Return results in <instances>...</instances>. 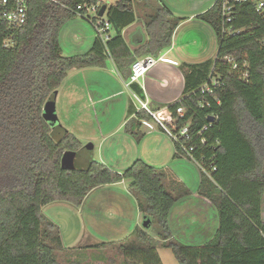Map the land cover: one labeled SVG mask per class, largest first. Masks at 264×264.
Masks as SVG:
<instances>
[{
	"label": "trees",
	"instance_id": "16d2710c",
	"mask_svg": "<svg viewBox=\"0 0 264 264\" xmlns=\"http://www.w3.org/2000/svg\"><path fill=\"white\" fill-rule=\"evenodd\" d=\"M135 1H146L151 12L141 26L145 40L133 50L123 30L138 19ZM84 3L104 5L100 0H33L26 25L0 27V264H62L57 258L64 248L60 227L43 208L56 202L80 207L95 188L123 180L130 181V191L150 224L137 226L124 239L87 248L116 247L123 264H163L161 247L172 249L179 264H264V18L253 3H240L229 24L240 32L226 34L221 2L198 15L216 33L217 56L186 64L184 96L170 106L176 117L179 106L186 108L179 121L191 122L193 153L205 168L199 193L219 216L216 233L204 244L193 245L174 237L170 213L189 190L183 186L177 195L170 191L176 180L166 184L167 168L142 159L121 172L96 159L85 168L61 166L64 152L79 150L82 142L70 132L55 135L44 118V106L69 71L104 66L112 58L130 79L138 58L158 57L172 45L180 23L158 0H117L107 4L105 13L113 26L111 38L97 36L88 52L65 55L61 28L82 12L78 7ZM227 55L248 60L247 81L220 62ZM214 66L223 69L224 86L215 94H203L199 89ZM138 91L142 94L141 87ZM212 116L217 119L210 122ZM137 117L151 115L142 109ZM133 134L137 140L143 136Z\"/></svg>",
	"mask_w": 264,
	"mask_h": 264
},
{
	"label": "crops",
	"instance_id": "0c3cea01",
	"mask_svg": "<svg viewBox=\"0 0 264 264\" xmlns=\"http://www.w3.org/2000/svg\"><path fill=\"white\" fill-rule=\"evenodd\" d=\"M158 1L172 11L180 23L174 31L172 45L158 56L164 60L152 67L137 83V87H131L130 79L122 74L110 58L104 66L70 70L55 97L56 101L64 98V106L74 110L73 128L63 124L62 127L82 142L81 148L76 151V159L81 160V168L87 167L91 160L96 159L121 172L137 159H142L151 166L167 168L169 174L166 184L170 185L172 179L176 180L173 186H169L174 194L183 193V186L189 190V194L180 198L173 206L170 224L174 237L183 241L193 236L192 239H198L193 244L199 245L211 238L219 227L216 207L199 193L201 169L189 158L177 156L175 142L152 117H137V112L142 110V103L136 95L148 104L149 110L156 113L165 112L182 100L188 70L186 64L202 63L217 56L216 33L209 24L198 18L216 0H187L188 4L182 7L169 2L173 0ZM140 25L142 24L136 21L123 30L127 41L138 28H142ZM94 37L92 35L89 39L87 36L84 41V36L76 29L74 41L79 50L74 54L88 52L95 43ZM134 45H130L133 50L136 48ZM140 87L142 94L138 91ZM139 121L141 124H138ZM147 122L153 125L150 126ZM133 132L142 133V138L137 140ZM129 187V180L99 186L88 194L82 206H75L74 209V206L68 205L72 208L73 215L78 218L85 215L87 219L86 224L83 223L77 232H81L82 236L79 233L77 237L105 239L101 242L117 241L141 226L145 216ZM53 204L64 203L49 205ZM46 216L53 220L52 216ZM57 225L61 229L60 224ZM150 233L155 235L152 231ZM78 244L80 243L77 241L72 245Z\"/></svg>",
	"mask_w": 264,
	"mask_h": 264
},
{
	"label": "built area",
	"instance_id": "2783aa9c",
	"mask_svg": "<svg viewBox=\"0 0 264 264\" xmlns=\"http://www.w3.org/2000/svg\"><path fill=\"white\" fill-rule=\"evenodd\" d=\"M32 1L33 0H0V27L18 29L26 25L29 21ZM218 2L222 3L224 22L223 32L226 34H236L240 32V30H233L232 27H229V24L232 23L235 18V7L240 3H253L256 12L264 18V0H216V3ZM78 9L82 11L79 13L80 15L87 17L90 20L96 29L97 35L101 37L103 41H108L111 38L113 26L111 21L105 17V15H99L100 5L84 3L79 5ZM89 11L94 14L93 17L87 15ZM10 44L11 39L6 40V45ZM262 45L264 46V38L262 40ZM160 60H164V58L156 57L154 55H147L138 58L132 65V73L129 83H139L146 73ZM220 62L223 65H226L239 80L247 81L249 79V62L246 58L238 60L234 55H227L222 58ZM223 86V69H221V66H214L210 73L209 80L205 82L199 90L203 94H215L216 91ZM136 98L142 103L141 109H147L156 124L173 139L175 144H178L180 155L197 163L200 169L205 171V168L197 162L194 156L193 151L196 147L190 143L193 139L191 122L187 121L186 123L181 124L179 121V117H185L186 108L184 106H179L176 111V117L170 109H167L165 112H153L149 110L146 102L142 101L137 95ZM214 118L215 120L217 119V117ZM147 123L150 126L153 125L150 122ZM206 128L207 127L204 129Z\"/></svg>",
	"mask_w": 264,
	"mask_h": 264
},
{
	"label": "rangeland",
	"instance_id": "374dc122",
	"mask_svg": "<svg viewBox=\"0 0 264 264\" xmlns=\"http://www.w3.org/2000/svg\"><path fill=\"white\" fill-rule=\"evenodd\" d=\"M101 4L111 5L115 3L117 0H100ZM175 2H179L180 0H173ZM173 1H169L171 4L177 7H182L188 4L187 0H181V3H173ZM160 3V1H159ZM183 3V4H182ZM134 7L136 14L138 16L137 23L144 25L146 15L151 12V7L147 6L146 1H135ZM87 15L93 17L94 14L89 11ZM107 16V14H106ZM105 16V17H106ZM140 25V26H142ZM78 29L79 33L84 36V41L88 36L91 39V36H97L96 29L93 27L92 23L87 17L82 15H78L74 19L70 20L67 24H65L60 31V42L63 49V53L65 55H74V52H77L79 49L75 47L74 41V31ZM81 36V35H80ZM70 81V80H69ZM70 97V96H69ZM54 100L56 97L54 96ZM56 102L57 113L61 120V123L69 127L71 129L74 126V110H70L67 106L65 107L66 100L64 98H60L59 101ZM58 102V103H57ZM136 102L140 104L137 100ZM57 104H59L57 106ZM73 128V127H72ZM79 159H76V165L78 168L80 167ZM194 174V171H192ZM199 175L196 174V177ZM64 204H53L43 208V212L45 215L52 216L53 220L61 226V235L63 240L64 248L58 253L57 258L62 264H123V256L118 252L116 247L105 248V249H91L87 248V245H94L100 243L105 240L101 237L93 238L85 236L82 239V233H80V237H77L80 230V226L87 222V219L84 216L78 218L75 214L73 215L72 206L68 203L62 202ZM91 204V203H90ZM58 205V206H56ZM63 205H66L65 207ZM70 205V206H68ZM68 207V208H67ZM70 207V208H69ZM264 207V206H263ZM70 209V210H69ZM74 209L76 207L74 206ZM75 211V210H74ZM102 214V211L100 212ZM83 219V220H82ZM193 237V236H192ZM184 239L182 242L187 244H193L198 242L196 238L192 239ZM79 242L77 246L72 245L74 242ZM201 243L200 245L204 244ZM198 244V243H197ZM194 245V244H193ZM159 253L162 258L164 264H179L175 258V255L170 248H159Z\"/></svg>",
	"mask_w": 264,
	"mask_h": 264
},
{
	"label": "water",
	"instance_id": "95a60500",
	"mask_svg": "<svg viewBox=\"0 0 264 264\" xmlns=\"http://www.w3.org/2000/svg\"><path fill=\"white\" fill-rule=\"evenodd\" d=\"M107 10V4H104L101 6L99 15L104 16ZM132 43L134 44H141L145 40V32L142 28H138L132 35H131ZM56 100H49L46 102L44 106V118L47 121V123L53 128L54 134L58 135L61 134L64 135V133H67L68 130L62 127L61 120L59 118V115L57 113L56 108ZM215 120L214 116L210 117L209 121L213 122ZM61 166L65 170H75L77 169L76 165V151L73 150H67L64 152L61 160ZM150 224L149 217L145 216L142 222V225L144 227H147Z\"/></svg>",
	"mask_w": 264,
	"mask_h": 264
}]
</instances>
